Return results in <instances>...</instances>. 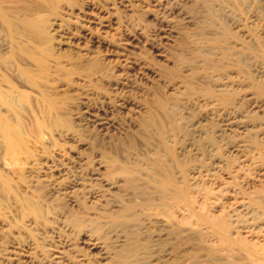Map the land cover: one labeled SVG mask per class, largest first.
<instances>
[{
    "label": "rangeland",
    "instance_id": "1",
    "mask_svg": "<svg viewBox=\"0 0 264 264\" xmlns=\"http://www.w3.org/2000/svg\"><path fill=\"white\" fill-rule=\"evenodd\" d=\"M233 20L251 35L237 51ZM197 95L216 99L218 112L203 119L204 107L189 104ZM163 104L187 114L172 120ZM260 104L264 1L0 0V264H115L118 235L133 244V264H264L254 255L264 237L239 226L223 234L210 221L233 210L264 226ZM86 110L115 128L97 134ZM226 117L249 127L229 130ZM150 121L172 141L157 127L146 133ZM191 141L196 154L181 153ZM151 148L180 175L169 193L156 186L163 169L131 161L151 165ZM89 192L114 206L98 208ZM88 236L99 249L83 244Z\"/></svg>",
    "mask_w": 264,
    "mask_h": 264
},
{
    "label": "bare ground",
    "instance_id": "2",
    "mask_svg": "<svg viewBox=\"0 0 264 264\" xmlns=\"http://www.w3.org/2000/svg\"><path fill=\"white\" fill-rule=\"evenodd\" d=\"M261 1H264V0H261ZM216 9H218L219 10V12L221 11V13H223V14H225L226 15V17H228L229 15H228V10H227V8H225V6L223 7L222 5H217V8ZM220 13V14H221ZM228 15V16H227ZM230 17V16H229ZM232 26L236 29V31L239 33V37L236 39V40H234L232 43H233V46H234V48L236 49V51L237 50H239V48H241L242 46H243V44H245V42L250 38V33H248L245 29H244V27L240 24V22H238V21H232ZM248 43V42H247ZM127 44V43H126ZM233 48V49H234ZM247 48V47H246ZM260 66V65H259ZM252 68H253V66H252ZM257 69V68H256ZM257 71V70H256ZM258 72V71H257ZM237 78V77H236ZM237 81V80H236ZM228 83H229V81H226L225 79H221V80H219L218 82H217V85H215L216 87H218L219 89H221V88H224V86H227L228 85ZM230 85V84H229ZM181 89H183V86L182 85H180V84H178V85H176L175 86V88H174V90L175 91H178V92H182L181 91ZM215 100L216 99H214L212 96H209V95H197V96H195L192 100H190L189 101V104H192V105H194V106H202V107H204V108H202V109H204V110H206L204 113V118L203 119H206L208 116H211L212 114H214V113H216V111L218 112V110L219 109H217V106H218V108H219V105L215 102ZM191 102V103H190ZM259 104V103H258ZM161 105V104H160ZM255 105V104H254ZM262 105L260 104L258 107H261ZM161 107V106H160ZM258 107H255V108H258ZM262 107H264V106H262ZM163 108V109H162ZM162 110L163 111H165L166 113H168V115H169V117H170V119H172V120H176V121H180V119H182L183 117H184V114H187V110L186 109H184L183 108V110L182 109H180V110H178V109H176L175 110V108H173V107H168V106H166V105H162ZM220 110H221V108H220ZM224 110V109H223ZM86 113H87V115H88V117H87V119H84V120H86L87 122V124H90V126L94 129V131H96V133L97 134H101L102 136H105V135H107V133H108V131L110 130V129H112V128H115V126H116V123H115V121L113 120V119H111L110 117H108L104 112L102 113V112H100V111H98V110H96V111H89V110H86L85 111ZM223 112H225V111H223ZM219 113H221V111L219 112ZM85 114V113H84ZM215 115V114H214ZM219 115V114H218ZM224 119V118H223ZM225 121H226V123H224V125H225V127L227 128H229V130H230V128L232 129V128H235V130L237 129V130H239L240 132H243V131H245L246 129H247V127H249V126H247V124L245 125L244 123L243 124H241L237 119H235L234 117H226L225 118ZM151 122V121H150ZM150 122H148L149 124H144L143 123V125H144V127L143 128H145V130H146V133L149 131L150 132V130H155L156 129V127H157V133H160V135L161 136H164V138L167 140V141H172V139H173V134L171 133V132H167L166 131V128H165V126L163 125V124H160V123H156V121L153 123V122H151L152 124H150ZM142 125V124H141ZM196 125H199V122H197V124ZM196 129V128H195ZM226 130V129H225ZM228 130V129H227ZM235 130H233V132L235 131ZM202 129H200L199 131H197L198 132V134L200 135L201 133H202ZM232 131V130H231ZM155 132V131H154ZM193 141V140H192ZM192 141L190 142V143H186L183 147H180V149H179V151L182 153H184V151H186V150H188V151H191L192 153H195V152H197V149H196V145H194L193 143H192ZM181 148H183V149H181ZM185 148H187V149H185ZM187 151V152H188ZM190 155H192L190 152H188ZM131 154V153H130ZM148 154H149V157H151V159H149V160H151L150 161V163H151V165H149L146 161H143V160H141L140 159V156H139V158H137V156L136 155H138V154H134L133 156H132V160L131 161H133L134 160V162L138 165V166H141V168L140 169H144V170H146L145 172H149V173H153V175H155L156 174V172L158 173V167H159V170H160V168L161 169H163V171H162V173H164V176H163V178L162 179H160L159 181L157 180V181H155V182H158L159 184L158 185H156L157 183H155V185L156 186H159V187H161V190L164 192V193H166V191L169 189V188H171V187H173V186H175L176 185V183H177V180L179 179V177H180V175H179V173L178 172H173L172 171V169H171V167H169V165L166 163V161H165V157H164V154H163V152L162 151H160L159 149H153V148H151V149H149L148 150ZM147 154V155H148ZM196 154V153H195ZM132 155V154H131ZM146 155V156H147ZM130 157L131 156H129V159H130ZM143 157V156H142ZM144 158V157H143ZM149 160H148V162H149ZM132 163V162H131ZM135 163H133V164H135ZM136 166V165H135ZM134 166V167H135ZM137 166V167H138ZM128 167V166H127ZM136 167V168H137ZM126 168V167H125ZM144 170L142 171V172H144ZM157 170V171H156ZM161 171V170H160ZM161 173V172H160ZM197 173H198V170L196 169V168H192V170H191V177L189 178V181L191 182V183H193V182H196L197 180H198V176H199V174L197 175ZM93 175H96V174H94V173H92V176ZM158 175V174H157ZM160 175V174H159ZM91 176V175H90ZM162 176V175H161ZM91 179V178H90ZM93 179H97L96 177L95 178H93ZM153 180V179H152ZM155 180V179H154ZM182 180V179H181ZM151 181V180H150ZM179 181V180H178ZM153 182V181H152ZM190 182H189V184H190ZM68 188H70V190H74V188H76V187H82L84 190H85V184L83 183V181H79V180H71V181H69V183H68V185H66ZM153 188V187H152ZM76 189H78V188H76ZM75 189V190H76ZM81 189V188H80ZM160 189V188H159ZM172 190H173V188H171ZM84 190H82V191H84ZM160 190V191H161ZM162 192V193H163ZM168 193L170 192L169 190L167 191ZM72 193V192H71ZM86 193H88V191L86 192ZM70 194V193H69ZM75 194V193H74ZM83 194H85V192L83 193ZM68 196V201L69 202H74L73 200H72V197L70 196V195H67ZM87 197L89 198H92V200H94V202L98 205V208H102V209H105V208H107V206H108V204H110L111 202L113 203H111V205H113L114 206V202L113 201H111V200H109V197H106V195H104V194H99V193H93V194H91V192H89V194H87ZM109 201H110V203H109ZM241 203V204H240ZM240 203H238V204H240V206L243 208V209H245L244 210V212H245V214L247 215V214H249V212L251 211L250 210V207L248 206L249 204L247 203V205L245 204V202H240ZM110 205V206H111ZM117 205V204H116ZM125 207V206H124ZM123 209V210H122ZM125 209H127V207L125 208ZM125 209L124 208H122L121 207V209H119L121 212H118V214L120 213V214H123V211H125ZM240 209V208H239ZM94 210H96V209H94ZM101 211V210H100ZM127 211V210H126ZM235 212V213H234ZM237 211H233L232 210V212L230 211L229 213H228V215H226L227 216V219H223V218H220V217H218L219 219H217L216 220V217H214V219L212 218L210 221H211V223H212V225H214V226H216L215 228L218 230V231H220L221 233H223V234H227V232H228V229L229 230H234V229H236V227H240V228H242V229H244V228H248V229H246V231H249L250 232V234H251V237H253V238H255V241L256 240H260L259 239V237H264V226L262 225V227H260V226H257V225H255V227H247L248 226V224L250 223H252L251 221L253 220V218H250V217H244L243 219H238V217H239V215H240V212H238L239 213V215L237 216ZM119 214V215H120ZM123 215H125V214H123ZM244 215V214H243ZM250 215V214H249ZM120 217V216H119ZM233 222V223H232ZM256 222V221H255ZM234 223H236V225L234 224ZM232 224H234V225H232ZM163 231V230H162ZM155 232V231H154ZM157 232H155V234H156ZM163 233V232H162ZM151 234V233H150ZM155 234H154V236H155ZM169 234V233H168ZM118 235V234H117ZM167 236V235H166ZM163 236H161V233L159 234V233H157V235H156V239H155V241H158V242H160V241H162L163 240V238H162ZM155 238V237H154ZM261 238V239H262ZM150 239V238H149ZM116 241H117V246L119 247V249L117 250V252H115V256L116 257H114L115 259H116V262H115V264H133V260H132V257H133V253H135V251H134V247H133V244H130L128 247H126V246H124L125 244H124V242L125 241H123V239L122 238H120L119 237V235L118 236H116V239H115ZM166 240V239H165ZM262 241V240H261ZM264 241V240H263ZM258 241H256V243H257ZM83 244L89 249V250H96V249H99L100 248V243H99V241L96 239V238H94V237H91V236H88V238L85 240V241H83ZM119 245H121V246H119ZM152 245V244H151ZM164 245V244H163ZM86 248V249H87ZM87 249V250H88ZM158 250H159V248H158ZM100 252V251H99ZM82 253V252H81ZM258 255L260 258H262V260H264V248L263 247H261V246H258V248H256L255 249V252H254V255ZM108 255V254H107ZM166 255V254H165ZM83 256V255H82ZM86 256V255H85ZM258 256H257V258H258ZM113 258V259H114ZM155 259H153L155 262L154 263H152V264H168V263H166L167 261H163V258L162 257H160V256H155L154 257ZM151 259V258H150ZM115 261V260H114ZM49 263V262H48ZM54 263V262H53ZM52 264V263H51Z\"/></svg>",
    "mask_w": 264,
    "mask_h": 264
}]
</instances>
